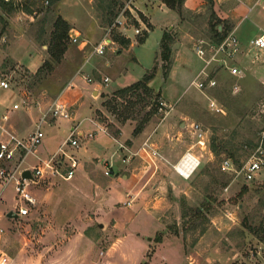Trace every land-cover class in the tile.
<instances>
[{"label":"rangeland","instance_id":"obj_1","mask_svg":"<svg viewBox=\"0 0 264 264\" xmlns=\"http://www.w3.org/2000/svg\"><path fill=\"white\" fill-rule=\"evenodd\" d=\"M211 2L198 0L194 9L183 2L180 15L165 4L177 16L164 28L176 34L171 55L175 56L174 46L187 48L183 59L172 74L171 66L166 80L158 66L148 83L151 94L138 89L123 97L113 92L121 88L118 85L123 80L132 79L135 72L131 69L136 68L133 62L127 64L131 74L118 80L112 75L113 66L118 67L131 54L141 64L139 71L144 68L145 72L155 63L160 65L155 43L162 22H155L146 40L139 42L146 34L141 28L148 18L136 9L137 2L134 13L141 22L128 13L126 27L110 32L114 44L111 49L106 46L103 55L93 54L92 50L116 17L110 21L107 14L110 0H60L55 4L21 0L22 6L4 14L6 21H0V78H5L9 86L0 88V99H4L6 127L26 140L43 112L59 96L71 115L69 119L47 115L42 122L41 143L20 166L42 165V159L55 156L54 167L64 173L68 160L60 155V147L76 160V152L81 149H85V155L102 151L99 156L108 155L112 145L105 141L107 137L97 134L115 136L118 127L127 122L132 131L130 140L123 141L129 151L122 159L129 158L130 166L139 172L151 164L145 173L155 172L141 189L144 178H137V185L133 184L127 179L128 166L115 174L107 164H97L95 157L81 164L82 170L78 159L70 179L46 170L43 176L29 182L27 189L34 203H27L26 215L14 218L7 217V213L19 206L18 195L13 182L3 185L0 179V250L9 256V264H264V241L254 232L261 229L259 235L264 233V164L251 180L244 179L242 173L245 162L257 149L262 150L264 159V115L256 109L264 96V48L248 44V39L263 29L251 25L246 33L247 45L240 46L232 56L245 65L253 64L257 74L243 68L244 75H232L217 60L204 64L194 44L199 39L212 43L209 27L215 22V14L211 16ZM24 5L31 11H25ZM122 5L114 6L117 14ZM56 17L70 27L66 50L58 62L48 50ZM161 17L164 15L159 20ZM223 22L221 25L228 29L227 22ZM134 28L140 31L134 33ZM70 34H77L76 42L70 40ZM115 35H128V44L120 45ZM130 40L135 44L131 54L117 58ZM154 57L157 62L153 63ZM232 57L216 54L218 59ZM105 59L112 65L105 67ZM236 62L231 60L230 65ZM202 65L216 78L215 86L200 89L192 83L201 79L196 73ZM104 76L109 80L103 81ZM89 77L92 82L87 80ZM92 84H96L97 93L90 92ZM211 100L222 107L223 113L210 108ZM14 104L18 107L14 108ZM145 117L148 121L134 135V127ZM56 120L61 123L56 125ZM73 125L81 132L73 135L77 146H63ZM195 125L202 131L204 145L197 143ZM89 132L93 137H85ZM211 141L217 144L219 153L211 151ZM187 151L197 156L199 164L184 177L174 165ZM224 160L230 161L228 167H223ZM19 163L15 159L6 165V171ZM95 164L98 169L93 171ZM245 186L247 190L240 193ZM196 207H200L202 217L193 213Z\"/></svg>","mask_w":264,"mask_h":264},{"label":"built area","instance_id":"obj_2","mask_svg":"<svg viewBox=\"0 0 264 264\" xmlns=\"http://www.w3.org/2000/svg\"><path fill=\"white\" fill-rule=\"evenodd\" d=\"M4 1H11L14 4L20 2L21 0H4ZM47 2V1H46ZM123 5L114 18V20L111 22L110 26L107 27L105 35L102 37V39L97 42L94 49L92 50L93 54L97 55H103L105 53L106 46L110 45L111 38L109 37L110 32L114 28H125L127 24V20L129 19V14L138 22H141V20L137 17V15L134 13V2L135 0H122ZM134 33H138L140 31V28H134ZM70 40L73 42H76L77 40V34L74 36L70 34ZM248 44L250 47L255 48H264V34H259L258 36L252 37L248 40ZM195 52L198 55L199 58H201L204 61V64H209L212 61L217 60L219 66H223L229 70V73L236 76H242L243 70L235 65H230L228 62V59H218L216 58L217 53L225 54L227 57H232L235 53L239 52L240 49V43L237 39V37L234 35L233 32H230L226 35V37L218 44H212L210 42H205L203 39H199L194 44ZM210 52V53H209ZM205 67V65H204ZM202 68L200 72L198 73L201 75V79L194 81L192 80V83L200 89H206L210 88L216 85L217 80L216 78L211 75L212 72L209 70H206L205 68ZM88 81H91L92 79L89 77L87 78ZM103 81H108V77L104 76ZM9 84L8 81L5 78H0V87L1 88H8ZM160 105H164V102L160 101ZM159 106L161 109L162 107ZM209 106L212 110H214L217 113H223V109L220 105H218L215 101H210ZM14 108L18 107V104L13 105ZM257 111L259 113H262L264 115V96L262 100L257 104ZM47 115L52 116L54 118H61V119H69L70 118V111L68 106L64 101L60 99V96L57 97L43 112L41 119L36 123L34 130L32 133L28 136L26 140H23L19 137H17L14 133L9 131V129L6 127V116L2 115L0 120V179L3 181V185L13 182L14 190L18 195L19 199V206L14 209V212L17 214V216H24L28 213V205L33 204L34 200L33 197L28 192V185L29 182H34L35 178L41 177L44 174V171H50V173L57 172L58 175H60L63 179H70L75 171V168L77 166V160L74 158V156L67 154L66 150L63 147L59 148V153L62 156H65L68 160L67 169L64 173H59L56 167L53 165V161L55 160V156H52L48 159H42V165H34L30 167H21V163L24 161V158L29 153H34L35 148L38 146V144L41 143V140L44 136L42 131V122L46 120ZM77 125H73L68 137L63 141V146L72 145L77 146V139L73 137L75 133L81 134L80 131L77 130ZM195 130L197 131V143L199 145H204L205 141L202 138V131L201 129L195 125ZM87 138L93 137V133L89 132L86 134ZM262 150L257 149L255 154H252L248 160L245 162L242 173L243 178L246 180H251L254 178L257 171L263 166L264 159L262 158ZM16 155H18V158H16ZM58 157V156H57ZM15 159H19V165L15 167V169H10L6 171V165L13 162ZM57 161V158H56ZM199 164V159L197 156H195L193 153L187 151L185 152L176 162L174 165V169L180 176H185L186 174L189 176L190 173L196 169V167ZM230 164L229 160H224L223 167H228ZM25 169H29L31 172V178H25L22 176V171ZM107 174L108 171H105ZM2 229L0 228V232ZM10 259L7 253L0 250V264H9Z\"/></svg>","mask_w":264,"mask_h":264},{"label":"crops","instance_id":"obj_3","mask_svg":"<svg viewBox=\"0 0 264 264\" xmlns=\"http://www.w3.org/2000/svg\"><path fill=\"white\" fill-rule=\"evenodd\" d=\"M135 2L138 3V7H136L135 5L133 7L134 8L136 7V9H138V11H140L143 16H146L148 18L147 23L144 22L143 26L141 28V29H144V31L146 32V36H145L143 41H145L146 38L148 37L149 31L155 27V22H162L160 24L158 23L160 26V33H159V40H157L155 43V45L157 46L163 32L165 31L164 30L165 24H167L168 21L175 20L177 16H176L175 12L166 8L165 3L161 0H135ZM135 2H134V4H135ZM197 2H198V0H185L184 6L194 9L197 6ZM212 3H213L212 11L214 12L215 16L217 18L223 20L224 21L223 24L225 22H227L228 32L229 33L233 32L236 35V37L240 43V46H244L246 44L247 34L251 28V25L252 26L256 25L257 28L263 29V31L259 34H264V0H213ZM252 13H254V14L252 15ZM136 15L139 19L141 18V17H139L138 14H136ZM162 15H164V17H161L160 20H163V21H160L159 17ZM169 26H171V24H169L168 27ZM218 28H221V25H218ZM259 34L255 35V36H258ZM255 36H253V37H255ZM125 38L129 39V36L125 35ZM250 38H252V37H250ZM110 44L111 45H109L106 49H111L113 47L114 41L112 39H111ZM134 45H135L134 42L130 40L128 47L122 48V50L119 53H117V55H116L117 58L123 57L122 54H128V53L131 54V49ZM154 48H155V46H154ZM173 48L176 49V52H175V56L173 57V65H172L173 68L171 70V74L173 73L177 64L180 62V59H183V54L185 53V51L187 49V48H183V47L180 48L178 46H174ZM113 51H115V50H113ZM199 59L202 62H204L201 58H199ZM153 60H154L153 61V63H154L156 60L155 57L153 58ZM231 60L237 61L235 66H238L239 68H241V70H243V75L245 73V70L250 71V73H253V74L258 73L257 67H255L253 64L248 63L245 65L244 63H242L243 61H240L235 56L228 60L229 64H230ZM131 62H133L132 65L135 66V68H136V69H133V68L131 69L132 71L135 72L134 74L129 73V70L127 68L128 67L127 64H131ZM103 63H104L105 67H109L112 65L111 60L105 59V61ZM140 66H141V64L139 63V60L136 58V56L134 54H131V56L129 55L128 59H127V57L124 58L123 62L118 64V67L113 66V69H111L112 75L118 80H119V78L125 77L128 74L132 75V77H131L132 79L130 81H124L123 80L122 83L118 85V87L126 86L130 82H132L133 79L135 80L137 78H140L144 73V70H143L144 68L141 71L138 70ZM92 67H94L93 64H92ZM203 67L204 66L202 65L196 74H198ZM259 67L260 66H258V69H259ZM221 68H223V66H221ZM157 74H158V72H157ZM108 80H109V77H108ZM92 81L93 80H91L90 82H92ZM150 82L151 81H149V83ZM95 85L96 84H92V86L90 87L91 93H97L98 89L96 88ZM148 85L150 86V84H148ZM3 89H5V88H3ZM179 96H180V94L176 96V99ZM3 100L4 99H0V114H1V116L5 114L4 108H3L4 106L2 105ZM78 110L84 111L85 109H78ZM78 110L75 112V116L77 115ZM88 113H90V110L86 114H88ZM86 116L87 115L83 116L81 119L86 118ZM71 121L73 124L74 120L71 119ZM56 122H58V124H56V125H59L61 123V121H57V120H56ZM95 122L100 124L96 120H95ZM85 123L89 127L93 126V124H89V122L87 123V121ZM182 124H184V123H182ZM118 128H119V131H118L117 135H115V136L110 137L109 135H105L102 132L97 134V135H103L104 137H107L108 140H105V141H108V143H110L112 145L113 150H111L110 153H108V155L99 156L104 151H102L101 153L94 152L93 156L85 155L84 154L85 149H83V150L81 149L80 151L76 152L78 155L77 157L79 159L78 164H80V166H81V164H85L86 162H88L89 159H93L95 157H98L97 158L98 159L97 164H103V163L107 164V166L111 167V171L115 172V174L119 173V169L121 167L128 166L129 168H127V170L129 169L128 170L129 175H127V179L132 181L133 184H136V180H138L137 178H139V180L144 178L141 186H139V187H141V189H143L144 186H146V184L149 183V181L152 179L155 172H154V170H151V172L145 173L146 168H148V167L150 168L151 164H149L148 166H146L144 168V170L142 169L139 172V171H137L136 167L130 166V159L129 158H123L122 159L121 156L123 154H127L129 151L127 143L123 144V141H126L129 139L132 128H131V124H129L127 122L124 123L123 125H121V127L119 126ZM140 137H141V135H140ZM122 147H123V149H121ZM84 148H87V147L85 146ZM183 154L184 153H182L181 156ZM151 161H154V160L151 158ZM97 164H95L94 167L91 165L92 166L91 168L94 169L93 171H96V169H98ZM82 167H83V165L81 166V169L83 170ZM143 174H145V175H143ZM123 176H126V174L124 173ZM142 186H143V188H142ZM145 190H147V189H145Z\"/></svg>","mask_w":264,"mask_h":264},{"label":"trees","instance_id":"obj_4","mask_svg":"<svg viewBox=\"0 0 264 264\" xmlns=\"http://www.w3.org/2000/svg\"><path fill=\"white\" fill-rule=\"evenodd\" d=\"M49 4H55L60 0H46ZM163 1L167 6L171 7L173 10L177 12L178 15L181 14V8L184 0H161ZM211 1V0H210ZM123 4L122 0H110V3L107 5V14L110 18V21L116 16L117 11H114V6H121ZM21 5L20 2L14 4L13 2L0 0V21L5 22L4 14L9 13L11 10L14 9L15 6ZM22 6V5H21ZM213 3L211 2L210 7L212 9ZM23 9L25 11L30 12L28 5H24ZM2 11V12H1ZM214 14V12H211V16ZM215 17V22L212 24L209 29L211 31L209 40L212 43L218 44L220 43L227 35L228 29L223 27L221 25L222 20ZM218 25H221V28H218ZM68 23L62 19L61 17H56L55 21L53 22V29L51 31L49 40H48V50L50 52V55L52 59L56 62L60 61L63 53L66 50V39L68 38V30H69ZM171 30H165L160 38V41L158 43V54H159V61L160 65L158 63L153 64L151 68L146 69L144 74L135 82L128 84L126 86H123L121 88H118L113 92V95H116L118 97H123L125 95L135 93L138 89H142L145 93L151 94L153 92L152 88L148 86V83L150 80L153 79L155 76V73L157 71L158 66L161 68V76L163 80H166L168 77L170 68L173 63L172 58V45L175 42V36L176 34L173 32H170ZM146 34L139 39V41H143ZM114 40L118 42L122 46H126L129 42L128 38L121 37L118 35L114 36ZM157 62V60H155ZM213 75V74H211ZM126 118V116H124ZM148 121V119L145 117L143 120H141L133 129V134H137L141 131L144 123ZM223 143V142H222ZM262 149L264 150V136L262 138ZM223 146V145H222ZM210 149L213 153H219V147L217 144L214 143V141H211ZM247 190L246 186L243 187L240 191V193H244ZM263 207V206H261ZM193 213L196 216L202 217V212L200 207H196L193 211ZM261 229H254V232L260 236V239L264 241V233L262 235H259V232Z\"/></svg>","mask_w":264,"mask_h":264},{"label":"water","instance_id":"obj_5","mask_svg":"<svg viewBox=\"0 0 264 264\" xmlns=\"http://www.w3.org/2000/svg\"><path fill=\"white\" fill-rule=\"evenodd\" d=\"M183 125V124H182ZM22 176L25 177V178H31V172L29 171V169H25L22 171ZM7 217H10V218H14V217H17V214L13 211V210H10L8 213H7Z\"/></svg>","mask_w":264,"mask_h":264},{"label":"bare ground","instance_id":"obj_6","mask_svg":"<svg viewBox=\"0 0 264 264\" xmlns=\"http://www.w3.org/2000/svg\"><path fill=\"white\" fill-rule=\"evenodd\" d=\"M185 176H188L187 174Z\"/></svg>","mask_w":264,"mask_h":264}]
</instances>
